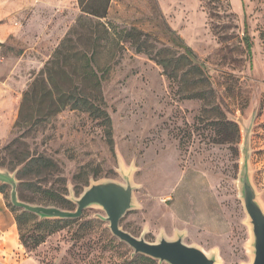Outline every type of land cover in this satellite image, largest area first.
<instances>
[{"label":"rangeland","instance_id":"rangeland-1","mask_svg":"<svg viewBox=\"0 0 264 264\" xmlns=\"http://www.w3.org/2000/svg\"><path fill=\"white\" fill-rule=\"evenodd\" d=\"M71 13V24L54 43L36 30L26 32L27 45L0 43V170L18 187L19 166L10 165L15 156L50 158L57 169L37 184L70 203L92 182L128 179L133 208L120 221L125 232L148 243L181 235L215 264H249L251 234L238 176L244 150L264 211V0H110L99 23L113 32L133 28L147 34L162 58L176 60L184 52L175 38L208 78L193 83L203 76L185 64L169 81L160 65L119 41L108 54L111 67L98 73L104 74L101 96L112 146L93 120L69 108L40 118L26 105L19 120L23 94L66 35L75 46L86 43L78 37L85 33L78 26L79 7L76 19ZM0 186L11 206L10 187ZM105 217L100 207L90 206L77 219L61 220L66 222L52 233L36 217L18 230L15 258L30 256L37 264H129L138 255L111 235Z\"/></svg>","mask_w":264,"mask_h":264},{"label":"trees","instance_id":"trees-1","mask_svg":"<svg viewBox=\"0 0 264 264\" xmlns=\"http://www.w3.org/2000/svg\"><path fill=\"white\" fill-rule=\"evenodd\" d=\"M109 3L110 0H77L81 13L78 26L85 30V33L78 34V37L85 38L86 43L82 46H75L69 34L66 35L42 71L23 94L19 108V120L26 105L30 109L36 108L40 118L53 117L65 108H69L86 114L88 118L93 120L99 127L106 144L112 146L111 121L101 96V83L104 81L102 75L104 74L98 76V73L101 71L107 73L111 67L109 60H107L108 54H112V50L119 47V41L128 43L137 54L143 53L160 65L169 81H175L178 70L185 64L190 65L189 72L203 76V78L194 79L193 83L196 81L204 82L203 79H208L207 76L204 77L206 75L204 68L196 62L193 63L194 56L190 49L175 38L172 40L178 43L177 45L184 52L176 60L167 57L162 58L159 51L154 53V47L148 40L147 34L133 28L113 32L111 31L113 27L110 25L108 27L99 23L100 19L106 17ZM244 41L247 56H249L250 43L247 36L244 37ZM109 45L111 46L110 49ZM109 58L111 59V57ZM193 97L195 96H184L187 99ZM13 161L16 162L14 164L11 162V169L19 166L17 196L20 201L33 205L53 206L62 210L68 209V211L69 208L73 207L72 203L54 192L51 187H41L37 184L38 180L48 177L56 171V165L50 158L20 155L15 156ZM4 189L5 186H0V193L3 197ZM7 207L12 213L18 212L15 216L13 215L17 231L30 221L36 220L32 214L15 209L9 204ZM65 222L42 220L38 224L44 226L48 233H52L58 229L60 223ZM137 262L155 264L152 259L142 255H138L128 263L135 264Z\"/></svg>","mask_w":264,"mask_h":264},{"label":"water","instance_id":"water-1","mask_svg":"<svg viewBox=\"0 0 264 264\" xmlns=\"http://www.w3.org/2000/svg\"><path fill=\"white\" fill-rule=\"evenodd\" d=\"M243 162L238 176L239 195L243 210L247 216V224L251 234V261L249 264H264V211L257 201L255 190L251 184L247 156L243 150ZM0 185L10 187L9 202L15 209L32 214L40 220H74L82 211L90 206L100 207L106 217L108 230L113 237L132 249L133 255H142L159 264H215L216 260L198 247L186 245L181 235L174 240L161 237L155 243L146 242L143 237H134L120 228L123 216L133 208V187L128 179L124 184L114 181L90 183L77 199L74 211L62 210L53 206H40L20 201L17 196L16 180L0 170Z\"/></svg>","mask_w":264,"mask_h":264},{"label":"crops","instance_id":"crops-1","mask_svg":"<svg viewBox=\"0 0 264 264\" xmlns=\"http://www.w3.org/2000/svg\"><path fill=\"white\" fill-rule=\"evenodd\" d=\"M65 9L69 10L68 19L65 18ZM72 11L76 19L77 0H0V43L14 40L17 44L19 42L21 45H27L29 37L26 32L31 30H36V33L47 38V41L54 43L61 38V32L66 30V25L71 24ZM38 39L32 40L33 43ZM24 54L25 52L21 58ZM15 71L16 67L13 68V72ZM18 98V93L13 95L15 105ZM19 250L20 243L13 213L0 193V264H37L30 256L17 261L15 256Z\"/></svg>","mask_w":264,"mask_h":264}]
</instances>
